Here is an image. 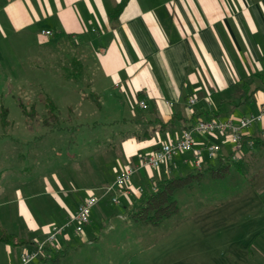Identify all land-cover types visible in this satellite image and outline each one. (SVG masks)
<instances>
[{
  "label": "crops",
  "instance_id": "obj_1",
  "mask_svg": "<svg viewBox=\"0 0 264 264\" xmlns=\"http://www.w3.org/2000/svg\"><path fill=\"white\" fill-rule=\"evenodd\" d=\"M119 1L0 0V36L30 35L49 42L69 37L74 49L80 48L72 57L78 72H83L85 59H95L99 74L94 71V81L103 78L113 85L108 97L122 103L134 122L131 129L121 131L125 147L121 150L120 143L116 145L122 167L137 164L141 153L161 144L158 140L176 137L198 118H238L259 111L264 103V0H128L114 15ZM44 29L53 33L44 34ZM191 96L196 102L190 106ZM143 98L147 106L139 104ZM134 105L145 113L137 112ZM194 137L197 146L215 141L209 133L195 132ZM219 137L215 142L221 144V153L208 159L203 151L206 163L228 161L231 142L225 135ZM258 139H264V118L245 130L241 158L256 161L264 172V141L253 146ZM184 155L191 156V152ZM182 157L163 165V171L192 169ZM34 175L26 166L0 172V224L33 241L53 225L64 223L87 196L78 172L64 178L56 172ZM107 184L99 187L102 198H108ZM126 188L128 211L134 204L132 194L142 187L131 181ZM120 216L129 218L128 214ZM71 227L54 248H66L68 253L77 248ZM0 245V250L14 254L10 264H17L21 252L33 243L14 245L0 240ZM258 252L264 255L263 250ZM54 253L46 248L34 263L44 264ZM260 253L253 256L257 260L244 263L264 264Z\"/></svg>",
  "mask_w": 264,
  "mask_h": 264
},
{
  "label": "rangeland",
  "instance_id": "obj_2",
  "mask_svg": "<svg viewBox=\"0 0 264 264\" xmlns=\"http://www.w3.org/2000/svg\"><path fill=\"white\" fill-rule=\"evenodd\" d=\"M0 38V172L24 166L34 176L56 172L64 178L78 172V181L86 184L82 191L93 192L100 200L82 233L75 232L73 225L70 228L77 248L44 264L257 260L253 256L264 251V172L256 161L230 162L225 175L206 172L200 180L176 189L178 210L158 224L125 219L120 214L127 215L129 205L123 188L114 186L108 198L100 196L99 188L114 182L123 165L116 145L120 143L121 150L125 147L122 133L134 125L124 105L108 97L113 85L103 78L94 81V71L99 74L94 58L84 60L83 72L72 66L80 48L74 49L69 37L50 42L30 35ZM3 108L8 109V122L3 120ZM209 135L220 140L218 133ZM163 170V165L144 166L133 177V185L150 189L152 177L156 180L168 174ZM114 197L117 201L111 204ZM13 259L14 254L0 250V264Z\"/></svg>",
  "mask_w": 264,
  "mask_h": 264
},
{
  "label": "built area",
  "instance_id": "obj_3",
  "mask_svg": "<svg viewBox=\"0 0 264 264\" xmlns=\"http://www.w3.org/2000/svg\"><path fill=\"white\" fill-rule=\"evenodd\" d=\"M44 34H52V30H42ZM169 102V100L167 101ZM196 102V97L191 96L188 104L191 106ZM139 104L147 106L146 99H140ZM264 118V103L261 104L257 113L242 115L238 118L229 116L220 118L217 116L198 118L189 127L184 128L176 137L162 142L160 145L150 151L143 152L139 155L138 163L125 164L116 174L112 184L106 186V192L113 189L114 186L126 188L132 181L135 172L140 168L148 165L162 166L173 162L177 157L183 156L184 161H190L193 167H201L206 158L214 159L221 153V144L211 141L200 146L196 145L194 137L195 132L200 133H218L228 137L231 142L228 159L230 162H237L242 158L244 153V134L245 130L255 122ZM184 152H191V156L184 155ZM127 189V188H126ZM142 190V188H140ZM129 192V190H126ZM113 201H117L114 197ZM99 201V197L94 193H89L78 205L72 210L64 223L55 224L43 236L36 238L29 249L21 252L17 264H33L43 254L48 246L58 247L59 236L67 227L73 225L75 232L82 233L85 226L90 222L92 207Z\"/></svg>",
  "mask_w": 264,
  "mask_h": 264
},
{
  "label": "trees",
  "instance_id": "obj_4",
  "mask_svg": "<svg viewBox=\"0 0 264 264\" xmlns=\"http://www.w3.org/2000/svg\"><path fill=\"white\" fill-rule=\"evenodd\" d=\"M128 0H120L112 14L118 15ZM52 108L55 104L50 102ZM8 109L3 108L2 117L4 121H9ZM216 116V115H215ZM264 139L254 140L253 146L260 144ZM230 166V161H221L219 163L210 162L204 164L201 167H193L185 173L170 172L153 182V186L150 189L140 190L133 198L134 204L127 211L128 217L134 220H142L152 224L160 223L164 218L170 216L172 213L178 210L179 206L175 198L174 192L176 189L190 185L194 180H200L202 175L206 172L211 173L213 176L219 177L225 175ZM0 240L9 244H23L33 243V240L20 238L16 234L9 232L0 224ZM55 250L52 256L53 260H58L60 256L64 255L67 251L66 248H54ZM247 264V263H239ZM254 264V263H248Z\"/></svg>",
  "mask_w": 264,
  "mask_h": 264
}]
</instances>
